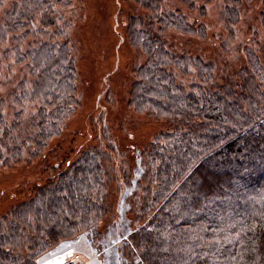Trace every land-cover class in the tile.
<instances>
[{"label":"trees","instance_id":"16d2710c","mask_svg":"<svg viewBox=\"0 0 264 264\" xmlns=\"http://www.w3.org/2000/svg\"><path fill=\"white\" fill-rule=\"evenodd\" d=\"M9 1L14 21L5 27L12 32V52L28 71L14 91L13 114L0 98V174L26 161H38L43 174L28 182L22 200L12 192L13 203L0 212V264H42L41 257L81 234L93 254L116 257L117 251V264H264L259 36L234 43L237 60L226 54L205 60L171 43L167 34H203L205 25L191 21L188 12L202 11L211 0H179L184 7L135 0L149 12L129 16L128 40L140 58L129 83L130 101L134 112L167 125L142 149L139 163L123 164L118 178L113 152L120 145L110 125L106 145L89 142L74 161L51 164V151L46 153L77 106L76 64L68 43L60 40L63 10L55 8L69 1ZM226 13L223 21L233 38L240 19ZM38 15L42 29L34 30ZM122 154L131 163L125 150ZM122 202L133 230L111 250L101 243L107 236L101 226L116 225Z\"/></svg>","mask_w":264,"mask_h":264},{"label":"rangeland","instance_id":"374dc122","mask_svg":"<svg viewBox=\"0 0 264 264\" xmlns=\"http://www.w3.org/2000/svg\"><path fill=\"white\" fill-rule=\"evenodd\" d=\"M68 1L69 6L56 4L55 8L57 11L63 10L61 17L64 35L60 40L68 43L70 47L68 50L72 51L76 64L77 106L73 107L62 132L51 140L46 153L51 151L49 156L51 164L64 165L66 160L74 161L89 142L99 139L106 145L104 137L106 124L110 125L109 133L111 137L118 136L117 141L120 145L119 150L113 152L119 169L115 177L119 178L123 164L132 167L133 162L139 163L142 149L153 140L155 133L167 125L165 120L153 119L142 112H134L130 101L129 83L133 78L134 64L139 63L140 58L136 54L139 51L128 40L129 16L140 11L147 14L149 10L138 6L135 0ZM9 3V0H4L0 7V98L1 96L5 98L7 113L13 114L14 91L17 93L18 85L22 82L21 79L26 77L28 69L25 64L19 63L16 54L12 52L14 49V44L10 43L12 32L8 26L5 27V22L10 25L14 21L8 13L11 8ZM167 3L184 7L179 0H167ZM204 7L203 12L188 14L191 21L195 17V21L199 20L201 26L203 23L206 31L200 35L170 31L167 38L171 43L174 42L180 48H186L205 60L222 54H226L230 60H237L234 43H241L249 38L255 39L256 35L264 42L263 0H238L237 3L231 4H227L225 0H211L205 3ZM225 7L228 9L225 10ZM227 11L231 13V17L240 19L235 25L236 34L233 38H229V30L223 21V18L228 16ZM37 17L33 21V27L34 30H41L40 16ZM15 43L18 46L21 41L15 40ZM4 51H8L7 54L3 53ZM240 54L243 56V53ZM235 63L238 64L239 60ZM16 107L22 108L20 105ZM123 150L131 163H126L125 158L121 157ZM29 163L31 162L14 163L2 170L0 212L5 211L13 203L12 192L18 191V200H22L24 198L22 192L29 189L28 182L38 179L43 174L38 167V161ZM116 217L118 219L113 228L101 226L107 232L101 243L112 245L111 250L117 249V244L123 242L122 238H126L133 230V226L127 224L128 214L124 210L123 202L116 211ZM89 246L85 234L74 236L73 239L63 241L49 256L41 257V262L60 264L67 256L80 252L92 264H117V251L116 257L113 252L108 255L104 251L101 254H93Z\"/></svg>","mask_w":264,"mask_h":264},{"label":"built area","instance_id":"2783aa9c","mask_svg":"<svg viewBox=\"0 0 264 264\" xmlns=\"http://www.w3.org/2000/svg\"><path fill=\"white\" fill-rule=\"evenodd\" d=\"M60 264H92L89 259L81 253H73L66 257Z\"/></svg>","mask_w":264,"mask_h":264}]
</instances>
